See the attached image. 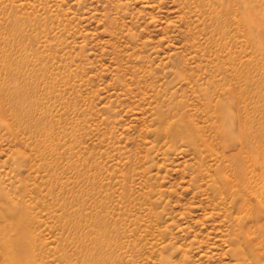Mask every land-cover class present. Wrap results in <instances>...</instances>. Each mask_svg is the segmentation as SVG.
Instances as JSON below:
<instances>
[{
	"label": "rangeland",
	"instance_id": "1",
	"mask_svg": "<svg viewBox=\"0 0 264 264\" xmlns=\"http://www.w3.org/2000/svg\"><path fill=\"white\" fill-rule=\"evenodd\" d=\"M237 1L0 0V264H264Z\"/></svg>",
	"mask_w": 264,
	"mask_h": 264
},
{
	"label": "bare ground",
	"instance_id": "2",
	"mask_svg": "<svg viewBox=\"0 0 264 264\" xmlns=\"http://www.w3.org/2000/svg\"><path fill=\"white\" fill-rule=\"evenodd\" d=\"M236 2L237 0H233V2ZM238 2V1H237ZM229 3V2H228ZM239 3H241V6L243 7L244 11L247 12V14L241 13L239 17L237 18L238 21L242 20L243 18L250 20L254 24L257 25L258 28V37L261 38L264 41V29L260 28L259 22H262L261 14L259 13V8L256 5L254 0H239ZM230 5V3H229ZM225 7V6H224ZM230 7V6H229ZM228 7V8H229ZM233 8V7H232ZM225 9V8H224ZM227 9V8H226ZM232 10V9H231ZM230 10V11H231ZM225 12V11H224ZM227 12V11H226ZM217 18L220 20L222 11L217 12ZM223 30V29H222ZM190 129V128H189ZM238 242V241H236ZM241 251V250H240Z\"/></svg>",
	"mask_w": 264,
	"mask_h": 264
}]
</instances>
